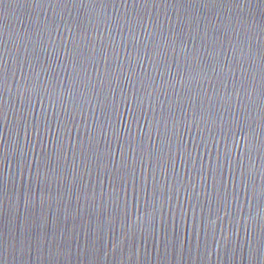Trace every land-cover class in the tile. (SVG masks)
Returning <instances> with one entry per match:
<instances>
[{"label":"water","instance_id":"95a60500","mask_svg":"<svg viewBox=\"0 0 264 264\" xmlns=\"http://www.w3.org/2000/svg\"><path fill=\"white\" fill-rule=\"evenodd\" d=\"M0 264H264V0H0Z\"/></svg>","mask_w":264,"mask_h":264}]
</instances>
